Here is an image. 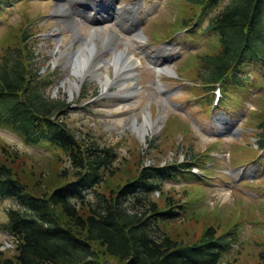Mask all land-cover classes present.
I'll use <instances>...</instances> for the list:
<instances>
[{
	"label": "rangeland",
	"instance_id": "374dc122",
	"mask_svg": "<svg viewBox=\"0 0 264 264\" xmlns=\"http://www.w3.org/2000/svg\"><path fill=\"white\" fill-rule=\"evenodd\" d=\"M227 1L218 0L203 13L186 0H106L114 11L104 21L100 0H0V57L26 35L25 57L41 80L39 91L65 104L59 121L81 145L104 147L114 155L95 190L107 194L141 166L169 164L175 171L160 179V193L150 195L157 209L171 202L178 208V216L162 225L166 234L193 244L210 227L228 240L217 264H258L264 254V151L257 150L264 67L254 60L243 63L240 86L226 77L222 98L212 106L210 87L200 86L206 72L196 57L216 50V38L205 25ZM134 14L138 30L131 27ZM105 37H111L110 44L102 46ZM91 42V63H100V72L82 80L70 72L71 52ZM120 52L137 60L136 79L124 84L112 65ZM159 54L166 56L163 61ZM104 75L111 80L107 89L99 82ZM73 81L78 87L70 95ZM144 117L151 126L142 139L134 126ZM179 162L188 170L176 167ZM0 163L32 194L50 191L62 182L55 173L70 166L56 146L25 144L4 126ZM16 207L14 200L0 198V258L14 256L13 240L1 225L6 210Z\"/></svg>",
	"mask_w": 264,
	"mask_h": 264
},
{
	"label": "trees",
	"instance_id": "16d2710c",
	"mask_svg": "<svg viewBox=\"0 0 264 264\" xmlns=\"http://www.w3.org/2000/svg\"><path fill=\"white\" fill-rule=\"evenodd\" d=\"M186 1L203 13L218 3ZM205 27L216 38V50L196 56L206 72L200 86L223 87L226 77L240 86L243 63L254 60L264 67V0H228L208 17ZM25 39L0 57V126L10 128L25 144L43 141L56 146L70 169L55 173L62 182L50 191L32 194L0 163V198L17 204L6 210L1 225L13 240L14 256L0 258V264H110L107 258L117 264H217L228 245L225 233L205 227L193 244H186L162 229L178 216V208L171 202L157 209L150 195L160 193L158 182L176 168L147 164L107 194L94 189L114 155L104 147L81 145L59 121L65 104L39 91L41 80L29 68ZM258 128L257 143L263 148L264 120ZM178 166L188 170L183 162ZM90 190L93 196L88 198ZM258 261L264 264V254Z\"/></svg>",
	"mask_w": 264,
	"mask_h": 264
},
{
	"label": "bare ground",
	"instance_id": "6f19581e",
	"mask_svg": "<svg viewBox=\"0 0 264 264\" xmlns=\"http://www.w3.org/2000/svg\"><path fill=\"white\" fill-rule=\"evenodd\" d=\"M65 11V10H64ZM61 14H66V13H61ZM98 31V30H97ZM111 38V37H109ZM109 38L105 37L102 40V43L104 45L102 46H107L109 43ZM136 39H139L138 36ZM108 40V42H107ZM107 42V43H106ZM106 43V44H105ZM95 50V45L91 42L90 44H85L84 43V47L83 48H78L76 50H72L71 52V62H69L70 64V72L72 74H74V76H76L79 79L84 80L85 76L89 75L90 77H94V75H96L97 73H99V69L101 66L100 63H96V64H92L91 63V56L90 55L92 52H94ZM70 60V59H69ZM92 66V67H97L96 70H92L89 71V67L88 70L86 69V66ZM112 65H114L115 67V72L118 73V76H121L122 79L121 84H124L126 81L130 82L136 79V76L134 75L133 71H134V65H137V60L135 61L133 55H127L124 52H120V53H116L115 56V61L112 63ZM136 67V66H135ZM160 71V70H159ZM158 71V72H159ZM105 79H101L99 78V82L100 85L103 89H107V84L111 81L109 79L108 76L104 75ZM120 79V78H119ZM78 85L76 83V81H73L72 83H70V88H68L70 95H72V91L74 89H77ZM135 89V87L129 88V93H132L133 90ZM138 124V123H137ZM151 126V122H149V120L146 119V117H144V122L139 124V125H135L134 129L136 131H138L139 136H141L142 139H144L145 134L148 133V129L147 127Z\"/></svg>",
	"mask_w": 264,
	"mask_h": 264
}]
</instances>
